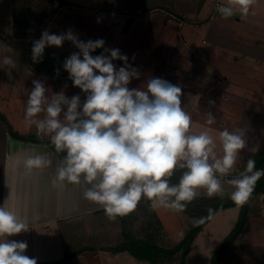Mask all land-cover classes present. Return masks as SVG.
<instances>
[{
  "label": "crops",
  "instance_id": "0c3cea01",
  "mask_svg": "<svg viewBox=\"0 0 264 264\" xmlns=\"http://www.w3.org/2000/svg\"><path fill=\"white\" fill-rule=\"evenodd\" d=\"M59 1L58 8L51 9L48 18L38 20L37 24L29 22L34 11H28L25 5L17 0H0V205L4 204L29 225L28 232L8 239L26 242L25 254L36 258L37 264H104L105 259L107 264H153L129 250H115L129 242L116 221L120 217L109 220L100 206L83 197L80 186H53L51 181L62 158L51 144L11 135L9 125L19 134L38 136L36 127L25 120L27 92L31 91L34 79L45 83L49 97L63 91L69 98L77 94L82 102L85 98L63 67L65 59L78 49L70 41L61 47H46L42 62L34 63L33 42L45 30L61 34L71 29L78 34L76 16L86 11L102 14L114 22L113 37L104 40L113 48L121 44L124 34L129 36L136 31L135 47L121 52L141 73L129 88L145 87L151 77L178 85L182 89V106L192 116V132L198 133L197 128L201 127L200 130L211 129L212 134L214 124L206 123L211 110L218 112L215 120L226 115L227 120L234 118L238 127L264 108V40L259 35L264 27V0H256L247 16L237 12L235 21L216 15L217 4L226 0ZM78 36L89 40H84L86 34ZM101 52L103 49H97L92 55ZM6 56L16 63L11 69L12 79L8 75L10 66L3 64ZM240 57L247 60L248 71L241 70ZM113 63L117 68L123 66L120 60ZM231 105L239 109L237 116L230 115ZM223 118L219 121L221 130V121L222 125L227 123ZM39 137L50 141V136ZM245 139L246 147L241 150L232 175L225 179L235 178L247 159L257 157L262 137ZM217 144L221 154L218 139ZM44 153L49 154L51 165L29 174L25 159ZM231 187L223 183V195L230 196ZM197 197L208 195L199 190ZM146 201L142 199L138 205ZM241 211L242 206H235L216 212L194 239L185 264H211L215 251L238 224ZM156 215L163 227V216ZM177 215L178 228L172 233L174 247L186 233V220L194 219L186 209ZM248 219L220 264H264V216L249 212Z\"/></svg>",
  "mask_w": 264,
  "mask_h": 264
},
{
  "label": "clouds",
  "instance_id": "9594fccd",
  "mask_svg": "<svg viewBox=\"0 0 264 264\" xmlns=\"http://www.w3.org/2000/svg\"><path fill=\"white\" fill-rule=\"evenodd\" d=\"M255 3L226 0L217 11L225 19L237 12L247 16ZM65 41L78 49L63 67L73 86L85 94L83 102L79 94L69 98L63 91L49 97L45 83L34 79L25 106L26 122L36 127L38 136H50L56 153L65 154L52 178L53 186H80L83 197L100 206L111 221L133 212L142 199L152 209L182 212L199 190L209 197L222 196L223 183L234 189L230 199L236 205L248 203L264 169H256L255 160L249 158L243 171L225 179L246 147L242 128L224 129L218 138L208 128L193 133L192 116L182 106L181 87L151 77L145 87L130 89L141 73L118 48H106L103 39L83 41L71 29L61 34L45 30L33 42V62H42L46 47H61ZM97 49L103 52L92 55ZM114 60L123 61V66L117 68ZM3 64L10 66L12 79L15 61L6 56ZM207 117L206 123L212 125L214 115L209 112ZM51 163L48 153L37 154L28 156L24 167L30 174ZM177 171L179 180L172 183ZM28 231L26 221L0 205V264H37L36 258L25 254L26 242L8 239Z\"/></svg>",
  "mask_w": 264,
  "mask_h": 264
},
{
  "label": "rangeland",
  "instance_id": "374dc122",
  "mask_svg": "<svg viewBox=\"0 0 264 264\" xmlns=\"http://www.w3.org/2000/svg\"><path fill=\"white\" fill-rule=\"evenodd\" d=\"M17 2L22 4V6L25 5L28 11L29 10L34 11V15L30 17L29 22L35 21L34 23L37 22V24H39L40 23L39 21L41 20L42 21L46 20V18H48V15L50 14V10L53 9V11H55L58 8L59 3H60L59 0H17ZM216 15L221 16L220 13H217ZM236 15L237 13H235L232 17L227 18V20L235 21L237 17ZM98 18H100L99 23L97 22ZM75 24H76V29L79 32L78 34L80 36L81 34H86V37L84 40H87V39L106 40V39L112 38L113 34L115 33L113 32L114 29L112 28L114 22L110 18L102 14H99V13H92L89 11H86L84 13H79L76 16ZM32 32H35V30H33ZM135 34H136V31H133V33H131L129 36L124 34V36L120 40L121 44L118 45V47L116 46L115 48H118L120 52H130L128 51V49L132 46L135 47V44L133 45ZM259 35L264 40V27L259 31ZM112 46L105 44V47L113 48ZM240 59L243 61V66L241 70L248 71L249 69L246 66L247 60H245L243 57H240ZM262 89L264 93V83L262 84ZM230 109H231L230 115L237 116V112H239V109L233 105L230 106ZM210 112L214 115V117L218 116V112L216 110H211ZM248 115L250 114L247 113V116ZM256 115H257L256 117H253V119H249V121L246 119L247 121L242 123L238 127L233 123L234 118H229V120H227L226 115H224L222 117H224L223 119L226 120L227 123L225 125H222L224 122L221 121V126L224 127L222 128V130L228 129L229 131H235L237 128H242L245 132V137H259V138L262 137L261 145L259 147V149L261 150L264 145V108L260 109ZM222 117H220L219 120H215V122L213 123L214 124L213 128H216L212 132L214 137H218V134L220 132L216 130H221L218 128H220L219 121L222 120L221 119ZM200 128L201 127L197 128L198 132L201 131ZM28 135H31V133H28ZM259 152L256 154L257 157L254 158L255 161L257 160L259 156ZM245 167H242L241 170L243 171ZM233 190L234 189H232L231 187V189H229V193H231ZM259 193L260 191L256 192L251 199V203L248 208V211L250 212V214L253 213L255 215L257 212L258 214H261L258 208V204H257ZM211 197L230 198V196L228 195H222V196L219 195V196H211ZM197 198H201V197H197ZM147 202L148 201L142 202L140 205L137 206V208L133 212L129 213L126 216L120 217V219L116 220L119 222L120 226L123 227V231H125V235H126L125 240H127V242L128 241L131 242L132 240L151 242V240H153L154 244L162 248L172 249L174 247L173 246L174 238H172V236L174 235L172 233L178 228V225L175 222L176 217L178 216L177 212H172L169 210H165L163 208L152 209L151 207H147ZM156 214H159L160 217L163 216L164 218L163 227L164 228L162 227L159 221L160 218ZM248 218H249V214H248ZM194 223H195V219L191 221L186 220V223H185L186 233L184 231L185 235L193 227ZM107 262H108L107 259L103 260L104 264H107ZM181 262H182V258H181V252H180V253H177L172 259H168L164 261L163 264H181Z\"/></svg>",
  "mask_w": 264,
  "mask_h": 264
},
{
  "label": "trees",
  "instance_id": "16d2710c",
  "mask_svg": "<svg viewBox=\"0 0 264 264\" xmlns=\"http://www.w3.org/2000/svg\"><path fill=\"white\" fill-rule=\"evenodd\" d=\"M5 119V118H4ZM11 135L16 138H20L23 140H31L37 142H44L51 144L50 141L46 139H41L35 135H22L15 132L12 126L9 125ZM52 148L54 146L51 144ZM59 156L63 159L64 153H58ZM256 162V169H264V145L263 148L259 152V156ZM180 172L177 171L176 174L172 178V183H177L179 180ZM264 191V177H261L260 180L257 181L254 191L248 201V203L242 206L241 216L238 224L234 228V230L229 234L226 240L223 242L221 247L215 251L212 257L211 264H220L223 258L227 255V251L229 247L234 243L239 234L243 231L246 226L248 220V208L251 203V199L256 192ZM236 205L230 198H220V197H201L196 198L194 201L188 204L186 210L191 217L195 219V223L193 227L189 230V232L184 236V238L172 249L162 248L153 242H142L137 240H132L126 244L121 245L116 251L129 250L134 256L148 260L153 264H163L164 261L168 259H172L177 253L181 252L182 262L181 264H185V258L190 250V247L197 237L202 228L211 220L213 215L225 208L235 207ZM211 210V212L209 211ZM199 221V222H197Z\"/></svg>",
  "mask_w": 264,
  "mask_h": 264
},
{
  "label": "built area",
  "instance_id": "2783aa9c",
  "mask_svg": "<svg viewBox=\"0 0 264 264\" xmlns=\"http://www.w3.org/2000/svg\"><path fill=\"white\" fill-rule=\"evenodd\" d=\"M221 3H218V5H220ZM257 204H258V208H259V211L261 213V215L264 216V191L260 192L258 194V201H257Z\"/></svg>",
  "mask_w": 264,
  "mask_h": 264
}]
</instances>
